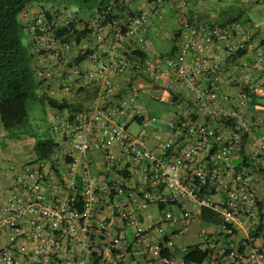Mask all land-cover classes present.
Returning <instances> with one entry per match:
<instances>
[{"label":"built area","instance_id":"2783aa9c","mask_svg":"<svg viewBox=\"0 0 264 264\" xmlns=\"http://www.w3.org/2000/svg\"><path fill=\"white\" fill-rule=\"evenodd\" d=\"M150 9L120 0L90 16L24 12L43 91L67 105L49 114L50 155L11 167L0 264H196L182 258L189 246L207 251L203 264H264V120L248 109L253 84L221 87L242 51L264 69L257 27L196 19L170 53L141 55ZM128 70L148 85L121 84ZM84 92L91 103L78 102ZM142 92L160 102L166 93L171 117L144 108ZM204 207L230 228L189 238Z\"/></svg>","mask_w":264,"mask_h":264},{"label":"trees","instance_id":"16d2710c","mask_svg":"<svg viewBox=\"0 0 264 264\" xmlns=\"http://www.w3.org/2000/svg\"><path fill=\"white\" fill-rule=\"evenodd\" d=\"M47 0H0V135L6 134L9 137H20V134L28 133V110L27 101L39 99L42 103L47 102L52 108L62 109L67 103H60L58 100L49 97L43 91V80L39 79L33 66V53L31 50L30 36L27 31L24 12L32 10H46L43 4ZM70 3L83 6L91 1L98 3L97 7L110 1L120 0H68ZM137 0H129L132 3ZM164 2H175L176 0H159ZM261 2V1H251ZM128 5V3H126ZM124 8V7H123ZM120 8L118 12H123ZM67 9V8H63ZM117 13L115 17H118ZM242 12H236L234 8L225 10L216 19L210 20L207 14L196 16L191 10L189 12H179L175 19L178 28L172 36L175 49L178 39L181 37L183 30L189 27L196 19L204 18L211 23L225 25L233 20L242 19ZM243 21H251L243 20ZM252 22V21H251ZM28 37V43L23 39ZM72 39V36L68 37ZM138 54L146 52L137 51ZM245 51L239 53L242 55ZM255 92L249 94L252 96ZM264 108V103L259 104ZM32 138L31 150L28 152L29 159L34 157L47 158L54 145V138L51 128L45 130L42 134L34 135L28 133ZM27 134V135H28ZM2 148V146H0ZM8 188V187H7ZM6 188V190H7ZM261 203V207H262ZM200 217L203 225H219L220 227L230 228L221 215L210 208H202ZM182 258L186 262L203 264L207 258V251L198 246H189L183 249Z\"/></svg>","mask_w":264,"mask_h":264},{"label":"rangeland","instance_id":"374dc122","mask_svg":"<svg viewBox=\"0 0 264 264\" xmlns=\"http://www.w3.org/2000/svg\"><path fill=\"white\" fill-rule=\"evenodd\" d=\"M162 2V1H161ZM164 4V9L162 15L164 16L163 21L157 25V38H159L160 43L165 44L168 40L170 42L171 35L173 31L177 28L178 24L176 22L175 16L179 12H189L190 10L196 15L207 14L210 20L216 19L225 10L234 8L236 12H242V20L252 19L253 22L260 25L262 31H264V2H250L244 0H177L173 2V5L177 7L175 9L170 8L169 2H162ZM45 7H57V8H67L69 11L75 13H90L95 10L98 3L96 1H91L90 3L79 6L70 3L68 0H47L43 3ZM154 36V35H153ZM154 37H150L151 43L155 44V48H158V44L154 41ZM24 43H28V37L25 36L23 39ZM262 101L264 99L262 98ZM152 105V104H151ZM149 109L157 116H163L169 111L164 107L149 106ZM28 110V133L34 135H40L45 130L49 129L51 123L49 120V114L51 112V107L47 102L42 103L39 99H29L27 101ZM132 133H137L140 131V127L136 123H132L130 126ZM27 133V134H28ZM26 133L20 134L19 138L13 136L12 138L6 134L0 135V204L4 197L6 191L5 177L1 174L6 169L10 170L9 166H20L30 157L28 152L31 150L32 138ZM11 166V167H12ZM208 227L207 225H203ZM210 226V225H209ZM201 225L193 227L195 229H200ZM196 230V231H197Z\"/></svg>","mask_w":264,"mask_h":264},{"label":"crops","instance_id":"0c3cea01","mask_svg":"<svg viewBox=\"0 0 264 264\" xmlns=\"http://www.w3.org/2000/svg\"><path fill=\"white\" fill-rule=\"evenodd\" d=\"M169 4H170V8H172V9H175L177 7L176 5H173L172 2H170ZM148 6H149V8H151L150 9L151 13H150V16L148 17L145 25L143 26V34H144V39H145V47L143 49V52H146L144 54H151V55L168 54L174 48L172 36H173L174 32L176 31V29L178 28V26L173 31L171 38H170V42H168V40H167L165 42V44L160 43L159 38H157V34H158L157 25L160 24L164 19V16L162 15V11L164 9V4L162 3L160 6L157 7V9H155L154 7H151L146 0H137V1H134L131 3V8L133 10L139 9V8H148ZM96 9H97V7H96ZM95 10L91 11L90 13H85L82 15L90 16V15L95 13ZM79 14H81V13H79ZM248 19H250V18H248ZM250 20L252 21V19H250ZM253 23L256 25L257 30L259 32V36L261 37L260 45H264V31L261 30L259 24L255 23V22H253ZM150 37L155 38L154 41H156L155 43L158 44V48H155V46H154L155 44L151 43V41L149 40ZM244 54L245 53H243L242 55H239L236 58V60H235V65H236L235 68L236 69L234 71L228 72L227 74H225L223 76L221 87L227 93L235 94L237 92V89L239 88V85H241L243 83H247V81L249 83L253 84L255 87L253 92H255V94H253L252 96H250V95L248 96V109L253 116L260 117L262 120H264V108H261L259 105L260 103H264V101H262V98L264 99V69H253V68L248 67L247 63L252 62L254 57H253V54H251V53H248V54L246 53L245 55ZM117 78H118L117 80L123 85H125V84H128L130 86L131 85H137L140 88H145L149 82V80L147 78L142 77V76L138 77L136 74H134L130 70H128L124 75L118 76ZM179 88H180V90L183 89L180 86H178V89ZM76 97H77V100L80 104L81 103L88 104L94 100L95 93L94 92H84V93L77 95ZM167 97H168V95L166 93H164V95H163L164 100L160 102V101H156L155 99H153L152 96L147 94L146 92H142L141 95L139 96L138 100H139L140 104L144 108H146L148 111H151L149 109V106H152V105L157 106L158 108L164 107L169 112L164 114L163 116H159V117L169 118L172 115V112H173L172 109L173 108L167 102ZM1 151L2 150L0 149V152ZM240 159L241 158H238L236 161L239 162ZM11 166H9L10 170L6 169L1 174L6 179L5 180L6 188L9 187V185L12 183V180H13V175L11 172ZM14 167L17 168L18 167L17 164ZM261 193H264V191H262ZM262 197L264 198V194ZM2 200H1V202H2ZM262 205L264 208V203H262ZM197 225H201V227H202V222L198 219V217L195 218V220L193 221V223L190 227L189 238H193L194 235L196 236V233L198 232L199 229L198 230L195 229L194 231L192 229L194 226H197Z\"/></svg>","mask_w":264,"mask_h":264}]
</instances>
